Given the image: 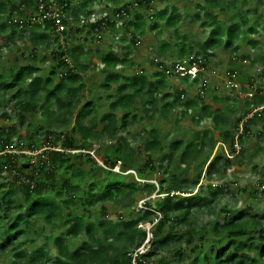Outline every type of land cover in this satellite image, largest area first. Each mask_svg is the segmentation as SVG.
<instances>
[{
	"label": "trees",
	"instance_id": "trees-1",
	"mask_svg": "<svg viewBox=\"0 0 264 264\" xmlns=\"http://www.w3.org/2000/svg\"><path fill=\"white\" fill-rule=\"evenodd\" d=\"M40 1L46 6L57 4L64 19L70 17L72 24L64 20L67 29L56 34L52 21H33ZM104 1L113 19L102 17L94 23H90L93 0H78L74 5L69 0L28 1L26 4L33 7L30 14L24 8L25 3L7 9L0 2V39L6 35L11 38L19 30L36 28L28 38L32 63L18 66L9 81L0 73V98L10 94V100L19 109L20 122L30 139L28 149L36 150L33 138L41 134L47 145L33 161L23 152H10L13 139L7 138V130L0 129V177L4 172L11 176L8 186L0 184L3 194L0 197V258L9 259L11 264H264V220L250 213L232 215L228 206L223 205L219 209L221 222L203 221L206 215L210 218L215 214L217 190L227 185H215L212 187L215 191H212L201 182L202 179L207 183L220 181L224 174L218 167L231 165V158L217 153L223 152L216 148L217 144L227 145L233 154L237 136L243 153L246 140L258 138L260 134L253 127L258 121L264 122V110L250 118L247 116L264 105V97L232 96L228 99L212 95L207 102L209 83L204 73L208 70V60L220 49L230 51L247 64H254L250 56L238 55L239 43L247 38L253 49L260 46L258 40L249 39L259 36V31L264 28L263 13L259 12L264 0H161V6L149 14L148 19L136 9L144 7L151 11L154 0ZM180 2L193 3L197 20H202L201 31L206 36L199 42V53L193 52L188 44L190 38L182 32L184 16L176 5ZM240 2L244 7L252 2L255 6L250 5L242 13ZM132 10L135 19L125 26L124 20ZM216 11L229 13L228 22L219 23ZM250 14L256 15L254 20L249 19ZM13 19H17L16 22ZM118 20L122 26L117 29L115 22ZM85 29L83 41L90 45L101 39L98 33L110 30L113 41L120 46L121 55L103 49L96 54L98 65L94 63L88 58L91 49L70 44L71 40L79 41L81 36L76 39L75 33L82 35ZM165 30L174 37V43L163 38ZM125 32L129 38L124 37ZM148 32L157 33L160 57L167 56L174 48L177 50L172 70L178 65H195L200 69L192 79L190 76L178 77L186 88L197 90L195 96L185 98L184 89L162 94L168 84L167 68L160 62L156 63L158 71L154 82L144 78L142 71L135 73L133 79L117 71L132 65L129 58ZM40 48L50 50L55 60L45 74L36 63V52ZM263 59L264 55L259 57V60ZM96 66H101L104 74L105 81L101 85L104 89L111 90L112 84L117 86L116 99H110L109 110L101 115L95 101L83 99L85 78ZM120 80L122 84H119ZM253 85H256V91L263 86L252 79L248 86ZM169 99L173 103L170 104ZM228 100L233 103H225ZM180 106L184 107L183 111L179 115L172 114L175 107ZM36 107L42 117L37 127L33 123L24 126L27 119L24 114L34 112ZM120 110L123 114L118 116ZM139 113L150 119L157 113L164 119L173 115L175 126L192 113V121L197 126L209 119L212 128L201 133H184L183 138H176L165 148L162 139L169 134L160 137L158 128L153 127L139 136L140 144L134 150L128 136L130 127L142 118ZM240 125L242 133L237 135ZM15 137V140L20 139L19 135ZM58 143H61L59 149ZM95 143L100 145L96 157L90 154ZM75 150L87 153L75 154ZM139 150L146 156L145 164L153 169V173H158L156 177L151 175L157 183L141 184L133 181L129 173L120 176L119 173L137 170L142 180H151L134 163ZM115 167L120 171H113ZM101 175L114 176L116 181L112 183L113 187L107 185L100 193L96 190V179ZM77 178L92 180L87 195L81 198L75 194L79 190L77 184L73 185ZM16 188L21 192V202L17 198L6 200L5 195ZM140 189L149 195L161 196L148 200L141 210L132 212L135 194ZM261 192L264 194V189ZM251 194L254 196V191ZM77 200L81 206L85 203L90 208L86 215L77 213ZM106 202L119 208L117 222L109 220ZM97 204L101 205V214L91 212ZM39 223L51 233L56 250L54 261L45 251L47 236L40 241L39 247L30 251L35 238L28 234L36 236ZM142 224H149L150 229H141ZM147 234L151 236L145 244L147 251L139 254ZM77 241L80 243L76 246ZM164 252H170L173 258L158 257Z\"/></svg>",
	"mask_w": 264,
	"mask_h": 264
},
{
	"label": "rangeland",
	"instance_id": "rangeland-1",
	"mask_svg": "<svg viewBox=\"0 0 264 264\" xmlns=\"http://www.w3.org/2000/svg\"><path fill=\"white\" fill-rule=\"evenodd\" d=\"M28 1H31L32 3L35 0H0V2L4 3L6 5V8H11L13 5H17L18 3L22 4L25 3V10L27 14L32 13L33 7H30L26 4ZM71 5L77 4L78 0H69ZM241 3V2H240ZM154 7L150 10L145 9L144 7L136 9L137 13L142 14L146 19H148L149 14L154 13L155 10H158V8L161 6V0H154ZM252 6H255V4L249 3ZM178 8L183 12V28L182 32L184 31L185 34L190 38L188 41V44L191 45L193 48V52L199 53L200 51V45L199 42H201L202 39H204V36H206L205 33H203L201 30L203 28L202 20L199 21L196 18V9L195 5L193 3L185 4L183 2L176 4ZM242 5V3H241ZM250 5H247L244 7L242 5V8L239 10L243 13L244 9H247L248 7H251ZM91 10V16H90V23H94L101 19L102 17H111V11L106 10L105 1L104 0H93V4L90 8ZM103 11V12H100ZM238 11V12H239ZM259 12L263 13V24L262 27H264V6L259 8ZM217 21L219 23H227L228 22V14L226 15L220 12L216 11ZM231 13V11H230ZM257 14V13H256ZM249 19L254 20L255 14H250ZM134 18V12L133 10L130 12V14L127 16V19L124 20V24H128L129 21H133ZM70 24H72V21H69ZM116 28H121L122 22L117 21L115 22ZM73 29H76L73 27ZM264 29V28H263ZM261 29L259 36L251 37L249 40H258L260 42L259 49H253L251 47V44L247 42V38H244L240 43V49L238 52L239 56H250L251 58L255 57H261L264 55V30ZM36 28H26L24 30H19L16 32V34L10 38L9 31L7 32L9 36H5L0 39V48L1 50V59H0V73H3L4 77L7 81H9V78L11 76V73L13 70L17 69L18 66L26 65L32 63V60L30 59V41L28 38L31 36L32 32L35 31ZM82 35H76V39L80 37L77 40L70 41V44L73 45H80L83 46L85 49H91V53L88 56L94 63H98L97 59V51L103 50V49H110L114 50L116 53L121 55L120 46L116 44L113 41V34L110 30H103L101 33H98L101 37L99 41H95L91 45L88 42H84L83 39H86V29L83 30ZM124 37L129 38V35L127 32L123 33ZM156 32H148L144 38L141 40V43L133 50V53L131 54L129 61L132 62V65L129 64V66H126L125 68H120L117 71L125 76L130 77L133 79V75L135 73H140L141 71L144 74V78H148L150 82H154L156 80V72L158 71V67L156 63H162L165 68H167V84L168 88L162 92V94L165 93H172L176 90H186V96L185 98H190L195 96L197 90H189L186 88L185 84H181L179 82V78L175 72H172V64L176 61L177 50H174L168 54L165 57H160L157 54V48H158V37L156 36ZM78 36V37H77ZM163 38L167 39L169 43H174L175 39L171 36L168 30L164 31ZM63 43V39H60ZM60 41V42H61ZM16 48V50H15ZM22 53V55H21ZM37 57V65L40 67L42 72L45 74L48 72L50 67L54 64V57L51 54V51H45L44 49H39L36 52ZM234 55L230 53V51H225L224 49H220L215 52V56L211 57L208 60V70L204 73V76H206V80L208 81L210 85V93H208L210 96L215 95L217 97H225L228 98L234 96L232 92L227 91L224 87V73L227 70H230V68H235L238 65L235 64L237 62L233 61ZM240 61V60H239ZM98 65V64H97ZM261 67V65H259ZM240 72H238V76L240 75V78L242 77V83H239L241 85L242 90L245 92L247 90L248 86V80L247 77H257L258 79L256 84L262 85L264 84V75H261V72H259L258 68H255L253 66L246 65H240L239 66ZM101 66L94 67V70L92 73L88 74L85 78L86 80V88L83 94L84 101H95L98 105L99 115L106 113L109 110V103L114 99H116L115 90L117 86L115 84L111 85V90L108 91L104 89L101 85L105 81L104 74L101 73ZM213 72V73H212ZM259 72V73H258ZM261 77V78H260ZM159 78V77H158ZM239 82V81H238ZM123 81L120 80L119 84H122ZM264 86V85H263ZM212 87V88H211ZM161 94V95H162ZM10 94H7L5 97L0 98V129L6 131L7 138L13 139L12 147L13 149L9 150L12 152L15 150L18 153H25L27 155H30L32 160L35 161L37 158L36 156L39 155L47 146L44 144L45 136L44 134H41V136L34 137L33 141L36 144V150L31 151L28 149L30 145V139L28 136V132L26 130V127H23V124H21L19 119V109L17 108L14 101L10 100ZM210 96L206 97V101L208 102L210 99ZM231 99V98H230ZM169 103H173L172 99L168 100ZM225 103L232 104L233 101L228 100ZM224 103V104H225ZM240 103H242V100H240ZM225 105L222 106V108L225 110ZM182 106L175 107L172 114L179 115L181 111H183ZM241 108V107H240ZM123 112L120 110L118 112V116H121ZM142 118H140V122L137 124H134L129 129V136L128 141L131 143L132 148L135 150L137 145L140 144L139 136L143 134L144 131L150 130L151 128H158L160 137H163L166 134H169L167 138L162 139L163 146L167 148L169 144L173 141L183 138L184 133H189L191 131H199V133L203 132L204 130H210L212 128V122L209 119H205L199 126H197L193 121V114H189L186 119L178 126L174 125V118L175 116L171 115L169 118H163L157 113L156 117L153 119H150L145 115L144 113H139ZM197 113H195L196 115ZM21 115V114H20ZM27 118L25 121V125L28 123H33L34 127H37V123L39 120L42 119L41 112L38 110V107H36V110L34 112H28L24 114ZM132 115V114H131ZM255 131L259 132L258 138L251 137L248 140H246V144L244 146L243 153L239 151H235L233 154L229 152V148L227 145H220L217 144L216 148H219L223 152H217L220 154H224L227 158H231V165L228 167L219 166L218 170L220 173L224 174L223 179H221L218 182H211L207 183L204 181V179L201 180L204 186H210L209 189H211L213 186H223L227 185L226 188L222 190H217L218 197L216 199V210L215 214L208 217L209 215H206L203 217V221L209 220L211 223L214 222H221L222 215L219 214V209L223 205H227L228 208L231 210V214L234 215L238 212H243L244 214H253V215H259L264 220V194L261 192L264 189V122L258 121L256 122V126L253 127ZM16 135H19L20 139H16ZM61 143H58V149L60 148ZM220 145V146H219ZM141 148V147H140ZM100 149V145L95 143L90 154H94V157L98 156V151ZM142 149V148H141ZM75 154L77 153H87L82 150H75ZM140 154L136 155L134 159V163L137 164L138 169L142 172H145V175L149 177L151 180H142L137 170L134 171H128L125 173H119L120 176L126 175L127 173L132 175V180L136 182L143 183H157L156 177L158 173H153V169L148 167L146 162V156L141 150H139ZM89 153V152H88ZM144 166V167H143ZM155 166L157 167L158 164L156 163ZM113 171L118 172L120 171L118 167L113 168ZM154 174V177L151 176ZM159 176V175H158ZM167 179V177H166ZM98 186L96 190L101 193V191L105 190V187L107 185L112 186V183L116 181V178L107 176L104 177V175H101L99 178L96 179ZM131 180V181H132ZM91 179L86 178L85 180L82 178H77L76 181L73 182V185L78 186L79 190H77L76 196L82 197L87 195L88 191V185L91 182ZM261 181V184H260ZM11 182V176L8 172H4L2 176L0 177V184L9 185ZM171 183V180L168 181ZM213 189V188H212ZM242 189L244 192H240L239 190ZM212 191H215L213 189ZM216 191V192H217ZM254 191V196L251 194ZM9 194L5 195V199L10 198H17L18 200L23 199L21 196V192L18 188L13 189L11 192H8ZM3 194L1 193L0 188V197H2ZM157 196H161L158 194H151L149 195L146 191L143 189L136 192L134 197V204L132 206L131 211L135 212L138 210H141L144 207V204L150 200V199H156ZM19 197V198H18ZM81 203V202H80ZM77 200L75 203L76 211L79 215H86L88 208L86 204L84 203V206H81V204ZM104 205L107 206L106 214L108 215V218L110 221H116L117 222V214L120 212L119 208L115 204H111L110 202H106ZM215 205V204H213ZM91 212L94 214L97 212V214H101V205L97 204ZM126 215V213H125ZM39 223L37 225V235L33 236V234L29 233L28 236H31L35 238L34 244L30 246V251L39 247L40 241H42L44 236L49 237V240L47 241V246L45 248V251L48 252L49 257L54 261L55 259V246L52 241V236L50 237L51 233L49 232V228L42 227ZM141 229L149 230L150 225L149 224H142L139 226ZM146 240L143 246H141L138 250L139 254L146 252L147 247H145L150 234H147ZM80 242H75V245H79ZM172 253V251H171ZM170 252H164L159 254L158 257L171 259L173 258V255ZM0 264H11V261L7 258H0ZM48 264H52V262H49Z\"/></svg>",
	"mask_w": 264,
	"mask_h": 264
},
{
	"label": "built area",
	"instance_id": "built-area-1",
	"mask_svg": "<svg viewBox=\"0 0 264 264\" xmlns=\"http://www.w3.org/2000/svg\"><path fill=\"white\" fill-rule=\"evenodd\" d=\"M14 22H16L17 19H13ZM43 20H50L52 21L54 25V31L56 34H61L67 29V25L65 24L64 20L67 22V24H70L69 21H71L70 17H67L64 19L62 13L60 12L59 6L57 4H50L46 6L43 2H39L37 6V17L33 19V21H43ZM120 21V20H118ZM138 44V43H137ZM235 62H239V59L236 57H233L232 59ZM240 62L244 65L247 64L245 60H240ZM185 63V62H183ZM197 66L192 65L190 67L184 66V65H178L175 66L172 72H175L178 77H184V76H190L191 79L194 78L198 72ZM260 71V70H259ZM204 83H207L206 81ZM224 87L227 91H230L233 93L234 96H238L241 98H252L255 95L264 97V86H262L258 91H256L257 87L256 85H253L251 87H248L247 90L244 92L241 90V85L238 82V73L236 70H227L224 73ZM201 95L203 93L201 92ZM264 110V105L261 107H257L253 110L252 113L248 114L247 118H250L253 116L254 113L262 112ZM242 133V125H240L238 134ZM237 136L234 141V146L236 148V151H239V145L237 142Z\"/></svg>",
	"mask_w": 264,
	"mask_h": 264
},
{
	"label": "crops",
	"instance_id": "crops-1",
	"mask_svg": "<svg viewBox=\"0 0 264 264\" xmlns=\"http://www.w3.org/2000/svg\"><path fill=\"white\" fill-rule=\"evenodd\" d=\"M259 49V48H258ZM263 56V55H262ZM260 57V56H259ZM259 57H255V58H252L253 59V61H254V64H248V66L250 65V66H253V67H255V68H258L260 71L259 72H261V75H264V59L263 60H259ZM235 64H237L238 66L237 67H233V68H230V69H237L239 72H240V69H239V66L240 65H243L242 63H240V61L239 62H237V63H235ZM259 65H261V67L259 66ZM258 72V73H259ZM223 77H224V75H223ZM261 78V77H260ZM254 80L255 82H257V80L256 79H258L257 77H247V80H248V83H249V81H251V80ZM238 81H239V83H242V77L240 78V75L238 76ZM259 85V84H258ZM262 85H264V84H262ZM212 88V87H211ZM208 93H210V85H209V90H208ZM211 97V96H210Z\"/></svg>",
	"mask_w": 264,
	"mask_h": 264
}]
</instances>
